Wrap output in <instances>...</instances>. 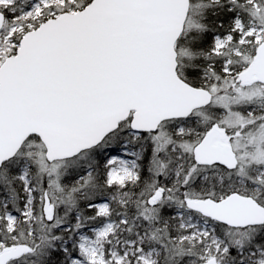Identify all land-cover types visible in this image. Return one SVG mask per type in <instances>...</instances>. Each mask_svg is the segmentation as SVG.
I'll return each mask as SVG.
<instances>
[{
    "label": "snow or ice",
    "instance_id": "obj_1",
    "mask_svg": "<svg viewBox=\"0 0 264 264\" xmlns=\"http://www.w3.org/2000/svg\"><path fill=\"white\" fill-rule=\"evenodd\" d=\"M0 264H264V0H0Z\"/></svg>",
    "mask_w": 264,
    "mask_h": 264
}]
</instances>
